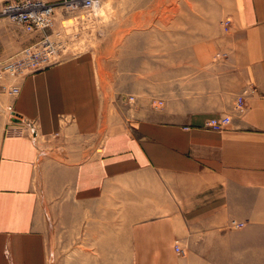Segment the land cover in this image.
Here are the masks:
<instances>
[{
	"label": "crops",
	"instance_id": "crops-1",
	"mask_svg": "<svg viewBox=\"0 0 264 264\" xmlns=\"http://www.w3.org/2000/svg\"><path fill=\"white\" fill-rule=\"evenodd\" d=\"M106 12L95 46L0 79V264H264V0Z\"/></svg>",
	"mask_w": 264,
	"mask_h": 264
},
{
	"label": "built area",
	"instance_id": "built-area-1",
	"mask_svg": "<svg viewBox=\"0 0 264 264\" xmlns=\"http://www.w3.org/2000/svg\"><path fill=\"white\" fill-rule=\"evenodd\" d=\"M100 1L60 0L58 2H50L48 0H9L5 2L0 9V15L18 23L26 33L35 35L30 43L22 46L2 66L0 69V79L6 76L18 78L27 72L48 67L59 61H56V59L60 56V51L68 49L69 43L66 40L64 42L60 39L62 37V32L60 31L56 33V37L46 33L54 24L58 6L70 12H75L80 8L96 12L101 6ZM223 23L228 28L231 19L226 18ZM9 92L12 96H18L21 92L20 84L10 85ZM130 99H133V97ZM159 104H162V101H159ZM246 109L245 98L239 96L234 103V110L241 114ZM7 111L13 118L18 117L11 105L7 106ZM231 123L232 116L230 114H223L210 117L207 121V126L220 130L227 128ZM232 226L241 227L243 223L232 221ZM176 250L184 254V251L178 245H176Z\"/></svg>",
	"mask_w": 264,
	"mask_h": 264
},
{
	"label": "rangeland",
	"instance_id": "rangeland-1",
	"mask_svg": "<svg viewBox=\"0 0 264 264\" xmlns=\"http://www.w3.org/2000/svg\"><path fill=\"white\" fill-rule=\"evenodd\" d=\"M7 1L9 0H0V9ZM48 1L58 2L60 0ZM128 1L131 0H101V6L96 12H92L86 8H80L75 12H70L58 6L56 9L54 24L46 31V33L56 37L57 32H62V37L60 39L64 42L66 40L69 43V47L68 49L60 51L61 54L56 61L93 46L95 44V39L98 37L101 19H110V16L114 15L112 13H107V9L111 8L113 5L126 4ZM29 38L30 34H27L18 23L0 15V52L4 51L6 53L5 58L0 60V69L6 62H8L14 53L29 40ZM3 79L13 80L15 78L6 76ZM13 81L11 85L14 84ZM48 239L50 259L57 260V258H59V261L64 259L66 263L67 254L65 252H57L56 250L57 236H55L53 228L49 232ZM58 240L60 241L58 244L59 248L62 246V239L58 238Z\"/></svg>",
	"mask_w": 264,
	"mask_h": 264
}]
</instances>
